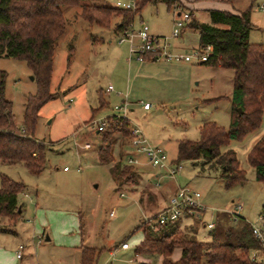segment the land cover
I'll return each mask as SVG.
<instances>
[{
    "label": "rangeland",
    "instance_id": "obj_1",
    "mask_svg": "<svg viewBox=\"0 0 264 264\" xmlns=\"http://www.w3.org/2000/svg\"><path fill=\"white\" fill-rule=\"evenodd\" d=\"M240 2L245 7L251 1ZM95 3L116 7L117 3L133 5L134 1L95 0ZM261 6L264 7V0H255L249 6L252 29L248 41L251 44L264 45ZM61 10L65 30L53 54L49 84L52 98L40 108L34 132L35 140L45 146V167L41 174L32 175L22 164H0V177L7 176L24 186L18 195L24 209L23 220L17 221L16 229L25 227L23 238L27 239L32 257L23 250V260L34 264H72L74 247L81 244L78 221L82 216L87 225L88 244L104 248L98 264H104L108 250L119 248L123 242L130 248L118 250L112 264H160L158 255L138 256L134 253L144 234L154 232L147 226L138 228L139 225L144 223L145 217H153L161 207L151 208L145 198L139 203L137 192L130 191L148 193L154 189L152 186H160L156 190L161 201H167L178 187L188 186L201 194L200 201L205 210L200 220L181 218L172 223L179 225L189 238L210 241L215 237L223 243L234 244L236 235L245 230L246 224L250 228L256 223L264 232V222L257 221L260 215L264 216V183L255 180V170L247 163L248 152L264 135V115L255 132L222 149L233 150L245 172L246 181L230 189L225 188L219 168L204 160L179 161L182 170L172 180L164 170L149 165L144 155L136 154L139 163L133 167L151 186L148 190L145 186L137 188L138 182L133 186H119L110 173V166L99 165L96 159L100 139L94 128L106 115H114L113 107L123 102L129 105V111L133 110L128 114L131 124L139 127L145 137L154 146L162 148L173 161H177L178 141L198 140L199 127L203 123L214 122L228 130L232 71L203 64L164 61L138 64L132 61L129 84L127 44L119 45L120 34L114 33L120 18L114 17L110 27L100 28L81 19L79 6H66ZM174 14L175 10H168L162 2L147 4L134 17L133 30L136 32L143 23L150 34L170 37ZM197 21L211 24L210 17L204 12H197ZM170 45L189 55L199 47L198 33L185 29L178 38L170 40ZM146 65L148 72L135 73L138 67ZM0 71L6 75L5 97L11 102L14 123L20 128L26 99L38 92L36 81L21 60L0 58ZM109 86L114 90L112 94L105 92ZM118 94L123 99L120 100ZM101 104L107 105L101 109ZM144 104L151 109L144 111ZM113 139L115 163L122 159V164L127 165L130 158L127 152H133L126 145L128 137L115 134ZM85 145H89V151L84 150ZM237 202L242 205V210L237 213L240 218L233 221L228 213ZM208 223L215 226L214 230L203 227ZM6 224L0 223V231L9 233L13 223ZM35 225L39 226L41 234L32 232ZM192 225L197 233L190 232ZM46 236L50 241H45ZM250 237L251 234L247 235ZM179 256L176 249L171 259L176 261Z\"/></svg>",
    "mask_w": 264,
    "mask_h": 264
},
{
    "label": "trees",
    "instance_id": "obj_2",
    "mask_svg": "<svg viewBox=\"0 0 264 264\" xmlns=\"http://www.w3.org/2000/svg\"><path fill=\"white\" fill-rule=\"evenodd\" d=\"M133 1L135 10L126 11L109 4H97L95 0H0V58L24 61L38 87L36 95L26 99L22 125L17 128L11 114V102L5 97L6 75L0 71V164H22L32 175L41 174L45 167V146L35 140L34 132L40 108L52 98L49 84L53 54L65 30L61 8L79 6L81 19L100 28L110 27L112 19L118 17L120 22L114 27V33L122 34L147 4L162 2L168 10L179 6L178 0ZM189 15L185 29L198 33V50L211 48L208 60L201 64L232 71L230 125L224 130L214 122L203 123L198 140L178 142L176 162L204 160L211 163L219 168L225 188L230 189L246 181L245 172L236 153L222 149L232 141L244 139L261 125L264 115V45L248 41L252 29L249 10L239 15L209 11L211 24L199 23L192 13ZM144 59L150 61V55ZM237 109L242 113L239 114ZM97 134L100 139L96 154L98 164L110 166V173L119 186L136 185L138 176L134 167L123 165L122 159L115 163L113 154V136H127V123L109 117L106 127ZM247 163L255 170V180L264 183V135L248 152ZM23 190L22 184L4 175L0 177L1 219L13 224L19 220L17 197ZM142 227L146 225L142 223L138 228ZM151 231L154 232L144 234L134 253L138 256L158 255L160 264H264L262 259L252 260L250 257L251 252L261 246L247 224L245 230L236 235L234 244L223 243L215 237L210 241L189 238L177 224ZM250 234L252 238H247ZM176 249L180 250V257L173 261L171 257ZM102 253L103 249L83 247L80 264H97Z\"/></svg>",
    "mask_w": 264,
    "mask_h": 264
},
{
    "label": "built area",
    "instance_id": "obj_3",
    "mask_svg": "<svg viewBox=\"0 0 264 264\" xmlns=\"http://www.w3.org/2000/svg\"><path fill=\"white\" fill-rule=\"evenodd\" d=\"M117 8L134 11L135 4H121L117 3ZM175 17L173 20V29L171 37H155L149 34L148 27L145 24H141L139 29L135 32L133 30V23L129 24L128 29L120 34L118 39L119 43H127L130 47V54L137 61H145L144 57L150 55V61L159 62L164 61L167 63H191L195 62L198 64L204 63L208 60L211 53V48L206 47L204 50L193 51L189 55L176 54L171 50L170 40L178 38L182 31L187 26L190 15L188 12H183L180 7H175ZM260 10L264 12V7L261 6ZM113 91V88L109 86L106 89V93ZM144 110H149L148 104L143 105ZM114 117L123 120L127 123L128 143L133 149L135 154H143L148 161V164L158 170H164L166 176L175 179L176 175L182 170V166L179 163L171 164L168 161V157L163 149L151 145L145 137L143 131L134 124H131L128 119L129 105L125 102L115 105L112 109ZM106 127V119L98 123L96 128L97 132L102 131ZM85 149H89V145L84 146ZM128 165H137L138 161L135 159H128ZM201 194L196 190L185 187H178L174 194L169 198L168 204L165 208L157 212L153 217L145 219L144 224L151 230H156L158 227H162L168 224H172L180 220L181 218L200 220L202 217L205 207L201 204ZM242 205L240 203H234L233 211L229 212V215L233 221H237L240 217L237 213L241 212ZM236 212V213H235ZM113 213L110 214V217ZM259 223L264 222V216L260 215L257 220ZM207 230H212L214 225L208 223L204 226ZM251 232L254 238L259 242L260 248L255 249L251 252V259L264 260V232L258 228L257 223L250 225ZM129 244L124 242L121 244V250H128ZM115 251L111 253L114 257ZM17 258H20V251L17 254Z\"/></svg>",
    "mask_w": 264,
    "mask_h": 264
},
{
    "label": "crops",
    "instance_id": "obj_4",
    "mask_svg": "<svg viewBox=\"0 0 264 264\" xmlns=\"http://www.w3.org/2000/svg\"><path fill=\"white\" fill-rule=\"evenodd\" d=\"M240 1H243V0H178L179 6L176 5L175 7H180L182 10H185L189 14L192 13L193 18L197 21V12H204L205 14L208 15V12L209 11L216 10V11H224V12H228V13H231V14L239 15L240 13H242V12H244L246 10H249L250 7H251V3L252 2H255V0H250L251 2H247V5L245 7L244 6L242 7V2H240ZM182 7H184L185 9H183ZM174 17H175V14L173 16V20H174ZM119 22H120V19H119ZM172 29H173V22H172ZM150 35L151 36H155V37H163V36H159L157 33L156 34L152 33ZM167 38H169V37H167ZM173 40L174 39H172V41ZM118 44L121 45V44H127V43H119V41H118ZM171 49L176 54L185 55V54H182L175 47H173ZM129 50H130V47H129V44H127V55H128V65L127 66H128V68L126 69V71H127V83L130 84L131 83V80L129 81L128 80V77H130V75H129L130 72H131V69H130L131 65L130 64H131L132 61H136V62H138V64L139 63H142V64L148 63L149 64V63H153V62L152 61H148V60L139 62L133 56H131ZM196 50H198V48L193 49L192 52L193 51H196ZM186 64H198V63L191 62V63H186ZM146 67H147V65L146 66H143V67H140V68L138 67L135 70V73L140 72L141 73L140 75H143L142 72H148V70H149L148 68L146 69ZM137 75H139V73ZM137 75H136V77H139ZM122 80L124 81L125 79H122ZM119 85H122V84L119 83ZM113 91L110 92V94H112ZM117 97L120 100L123 99L121 97V94H118ZM104 104H101V105H104ZM106 105H104V106H106ZM100 107H102V106H100ZM149 110H144V111H149ZM129 112L132 113L133 110L130 109ZM112 116L111 115H106L105 116V119H107L109 117H112ZM127 137H128V135H127ZM149 143H151V142L149 141ZM75 145L77 146L78 149L81 148L77 144H75ZM126 145L127 146H130L129 143L126 144ZM151 145H153V144L151 143ZM156 147H159V146H156ZM84 150H88L89 151V149H85V148H84ZM176 154H177V147H176ZM127 155H129L130 158L135 159V160L138 161V158H136V154L135 153H133V152H130V153L127 152ZM138 155H143V154H138ZM176 157H177V155H176ZM146 160H147V158H146ZM168 161L171 164H176L177 163L176 161L170 160L169 158H168ZM138 163H139V161H138ZM127 165H128V163H127ZM129 166H133V165H129ZM137 175H138V184L136 185L137 188H143L145 186L149 190V187H151V186L148 185V183L146 182V179L144 177L140 176L139 174H137ZM152 188H154V189H152V191L149 190L148 193H146V191H140V190L139 191H130V192H132V193L137 192V194H135V195H136V200L137 201L139 200V203H141V200L145 198V200H148L149 201V205H150L151 208L155 207L156 205H158V207H161V209H159V211H160V210H162L163 208H165L167 206V203H168L169 198L171 197V195L174 194L173 192H175L176 189L173 190L172 194L167 198V201L166 200H164V201L162 200L161 201V199H159V197H160L159 192L156 190V189L160 188V186H155V187L152 186ZM120 196L122 197L123 194H121ZM17 204H18V211H19L18 213H20V218H19L18 221L20 222V221L23 220L22 213H23L24 209H23V205L19 203L18 197H17ZM233 207H234V203H233ZM159 211H157V212H159ZM149 217H147V218L145 217V219H148ZM81 221H83V223H82L83 224V230H82V232L80 231ZM1 222H5V224L6 223L8 224V221L7 220H2V221H0V223ZM16 224H17V222L13 224L12 232H9L8 233V232L0 231V264H34V263H31L30 261L29 262H25L23 260V258H24V251L26 253L30 254V248H29V245L27 243V239L26 238H23L24 237L23 235H24L25 227L22 228V226H21L20 229H16V227H17ZM193 226L194 225H192V226L189 227L190 230H191L190 232L192 234H193V232H196L197 233L195 226L194 227ZM38 227L39 226H36V225L33 226L31 228L32 232H34L36 234H41V232H40V230H39ZM78 228H79V234L81 235V238L82 239L80 240L81 241L80 242L81 244H79L78 247L77 246L74 247L75 248V255L73 257L72 264H80V252H81V249L83 247L95 248V249H103V251H104V248H97L96 246H93V245L91 246L90 244H88L89 243V238L87 236V225H86V221L85 220H82V216H81V219L78 221ZM214 228H215V226H214ZM214 228L212 230H214ZM9 230H11V229H9ZM42 236H43V234H42ZM46 237H48V236H46ZM142 239L140 240V242L142 241ZM118 250H121L120 247L119 248L118 247L117 248H114L113 250L112 249L108 250V255H107V258H106V261L104 262V264H107L108 262H109V264H112L111 262L115 259V256H116V253H117ZM19 251H20V258H17V254L19 253ZM113 251H115L114 257L111 256V253ZM121 251H123V250H121ZM124 251H127V250H124ZM179 253H180V250H179ZM30 256L32 257L31 254H30ZM99 259H98L97 264L99 263ZM160 263H161V261H160Z\"/></svg>",
    "mask_w": 264,
    "mask_h": 264
},
{
    "label": "water",
    "instance_id": "obj_5",
    "mask_svg": "<svg viewBox=\"0 0 264 264\" xmlns=\"http://www.w3.org/2000/svg\"><path fill=\"white\" fill-rule=\"evenodd\" d=\"M237 112H238L239 114H241V113H242L241 109H237ZM18 212H19V211H18ZM45 241H49V238H48V237H46V238H45Z\"/></svg>",
    "mask_w": 264,
    "mask_h": 264
}]
</instances>
